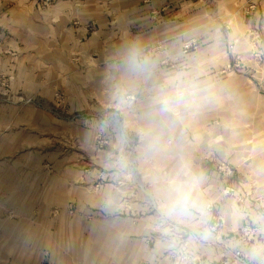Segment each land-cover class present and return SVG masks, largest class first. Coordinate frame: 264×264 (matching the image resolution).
I'll return each instance as SVG.
<instances>
[{"label":"rangeland","instance_id":"374dc122","mask_svg":"<svg viewBox=\"0 0 264 264\" xmlns=\"http://www.w3.org/2000/svg\"><path fill=\"white\" fill-rule=\"evenodd\" d=\"M26 1L36 5L26 8ZM52 1L0 0V160L42 164L52 174L57 157H65L63 173L80 192L47 216L17 215L0 200V264H150L141 255L152 250L155 234L142 247L127 236L120 214L97 213L95 193L104 197L105 184L113 183L120 199L123 180L139 181L142 160L167 159L168 146L191 131L185 129L186 105L189 111L200 107L207 80L224 79L230 95L238 79H251L262 92L255 54L238 57L232 37L238 23L218 22L221 9L213 4L204 20L200 6L187 20L185 8H176L166 35L155 39L131 17L116 14L110 0H99L105 22L75 20V33L48 30L39 5ZM163 12L152 9V19L160 22ZM131 52L136 66L128 61ZM256 112L257 142L264 148V101ZM256 157L263 159L264 150ZM71 163L79 171L73 181ZM159 170L165 196L169 168ZM230 177L225 187L232 186ZM184 252L190 258L181 262L194 259L186 242L178 255ZM245 256L240 264H261Z\"/></svg>","mask_w":264,"mask_h":264},{"label":"crops","instance_id":"0c3cea01","mask_svg":"<svg viewBox=\"0 0 264 264\" xmlns=\"http://www.w3.org/2000/svg\"><path fill=\"white\" fill-rule=\"evenodd\" d=\"M211 4L221 9L218 22L238 23L232 29L233 39L238 40L236 53L238 57L255 54L264 89V0H110L116 14L128 20L131 17L155 39L166 35L168 17L176 16V8H185L183 15L187 20L194 15L193 7L200 6L204 20L205 8ZM35 5L34 1L25 4L26 8ZM103 6L99 0H53L39 5L40 20L48 25V30L75 33L71 25L75 20L105 22L108 13L102 10ZM152 9H164L160 22L152 19ZM216 36L221 37L222 31ZM202 86L206 89H201L200 107L189 111L186 105L185 129L189 128L191 133L186 131L182 143L175 138L168 146L167 159L142 160L139 181L123 180L120 199L113 183H106L105 196L95 193L94 197L92 193L90 200L94 197L100 202L98 214H120L122 226H129L127 236L133 234L143 242L142 247L155 234L154 247L145 256L141 255L147 263L229 264L233 261L240 264L233 253L241 250L252 261L264 264V158L256 157L257 152L264 150L258 145L256 128V110L264 101V90L258 91L251 79L242 83L238 79V89L230 95L225 92L224 79L207 80ZM228 101L229 107L225 104ZM169 118L172 119L171 112ZM176 128L172 127L174 131ZM221 161L229 162L234 168L229 182L236 188V194L224 190L226 180L217 171ZM65 162V157H57L52 165L56 171L45 174L42 164L0 160V200L17 215H50L53 208L62 206L66 200L69 202L80 192L64 175ZM162 165L169 168V191L165 196L160 192ZM74 166L71 163L68 167L71 181L79 172ZM113 173L116 172H111V180ZM105 175L108 179V173ZM178 201H187V212L170 211ZM245 224L256 228V232L243 234ZM14 225L25 226V223ZM105 225L111 226L108 221ZM185 242L194 259L181 262L178 252Z\"/></svg>","mask_w":264,"mask_h":264},{"label":"built area","instance_id":"2783aa9c","mask_svg":"<svg viewBox=\"0 0 264 264\" xmlns=\"http://www.w3.org/2000/svg\"><path fill=\"white\" fill-rule=\"evenodd\" d=\"M47 1H52V0H47ZM190 47V44L186 46V50L187 48ZM217 171H218V174L225 180H227L230 175H232L233 173V168L225 161H221L219 164H218V167H217ZM227 178V179H226ZM234 190L235 188L233 186H226L225 187V192L226 193H234ZM254 229L255 228H252L251 226H244L242 231H243V234H249V233H254ZM179 258L181 260H188L190 258V255L187 254V252H184L183 254H179L178 255ZM234 256L236 257V260L238 261H244L246 256L244 253H242L240 250H237L235 253H234ZM222 264V263H220Z\"/></svg>","mask_w":264,"mask_h":264},{"label":"clouds","instance_id":"9594fccd","mask_svg":"<svg viewBox=\"0 0 264 264\" xmlns=\"http://www.w3.org/2000/svg\"><path fill=\"white\" fill-rule=\"evenodd\" d=\"M136 57L137 54L135 52H131L128 56V61L132 66H136ZM170 211L184 213L188 211V203L187 201H178Z\"/></svg>","mask_w":264,"mask_h":264}]
</instances>
